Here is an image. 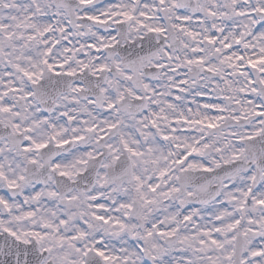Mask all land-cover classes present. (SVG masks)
Wrapping results in <instances>:
<instances>
[{"label": "snow or ice", "instance_id": "obj_1", "mask_svg": "<svg viewBox=\"0 0 264 264\" xmlns=\"http://www.w3.org/2000/svg\"><path fill=\"white\" fill-rule=\"evenodd\" d=\"M0 264H264V0H0Z\"/></svg>", "mask_w": 264, "mask_h": 264}]
</instances>
